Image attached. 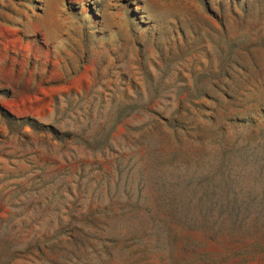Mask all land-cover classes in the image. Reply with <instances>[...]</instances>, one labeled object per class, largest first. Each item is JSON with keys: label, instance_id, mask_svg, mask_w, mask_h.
Wrapping results in <instances>:
<instances>
[{"label": "rangeland", "instance_id": "1", "mask_svg": "<svg viewBox=\"0 0 264 264\" xmlns=\"http://www.w3.org/2000/svg\"><path fill=\"white\" fill-rule=\"evenodd\" d=\"M215 142L264 147V0H0V264H264V159L181 217L151 181Z\"/></svg>", "mask_w": 264, "mask_h": 264}, {"label": "trees", "instance_id": "2", "mask_svg": "<svg viewBox=\"0 0 264 264\" xmlns=\"http://www.w3.org/2000/svg\"><path fill=\"white\" fill-rule=\"evenodd\" d=\"M217 106L218 103H216V107ZM219 118L221 117L218 116L217 109L214 110L211 116L207 117L211 129L218 133V135L214 138L215 140L224 138L227 131L230 129L227 127L225 129ZM159 121H162V123L167 122L170 125L172 124L174 128L179 125V123L176 122L177 120L175 121L173 118H159ZM236 122H239V120H229L230 124ZM216 144H219L220 147L219 153H217L215 159L221 162L219 164L220 166L217 170L207 174V183L205 185H201L200 187H193L190 186V184H187L186 180L183 179V174L179 172L177 166L173 167L175 170L172 169V165L174 163L172 159L161 160L158 153H156V150L148 146L147 156L156 160L157 169H159L157 170L156 175L150 176L151 181L158 187L159 190L164 192L166 200H168L165 205L168 206L170 212L175 216L181 217L183 211L185 209H190L192 206H208L217 204L215 198L220 195H226L225 191L227 192V196L224 201L221 202L223 207L226 206V201L229 205L240 204L234 190L225 183L226 179L224 176L226 172L223 170V167L231 162L243 160L258 161L260 159H264V147L260 144L255 145L253 142H247L244 144L235 143L232 146L224 145L222 143ZM191 194L192 197L190 196ZM196 195H199V199H194V196ZM186 196L191 197L187 203L182 201V198Z\"/></svg>", "mask_w": 264, "mask_h": 264}]
</instances>
